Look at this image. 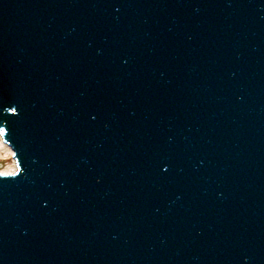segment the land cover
I'll use <instances>...</instances> for the list:
<instances>
[{
  "label": "water",
  "instance_id": "95a60500",
  "mask_svg": "<svg viewBox=\"0 0 264 264\" xmlns=\"http://www.w3.org/2000/svg\"><path fill=\"white\" fill-rule=\"evenodd\" d=\"M0 129V264H264V0H0Z\"/></svg>",
  "mask_w": 264,
  "mask_h": 264
},
{
  "label": "bare ground",
  "instance_id": "6f19581e",
  "mask_svg": "<svg viewBox=\"0 0 264 264\" xmlns=\"http://www.w3.org/2000/svg\"><path fill=\"white\" fill-rule=\"evenodd\" d=\"M0 152H4V154H6V156L8 158H12V150L10 149V147L4 143L1 138H0ZM12 162L7 165L3 170H1L0 172H5V173H11V172H14L16 167H15V164H14V161L13 159H11Z\"/></svg>",
  "mask_w": 264,
  "mask_h": 264
},
{
  "label": "rangeland",
  "instance_id": "374dc122",
  "mask_svg": "<svg viewBox=\"0 0 264 264\" xmlns=\"http://www.w3.org/2000/svg\"><path fill=\"white\" fill-rule=\"evenodd\" d=\"M11 159L12 158H8L4 152H0V171L12 162Z\"/></svg>",
  "mask_w": 264,
  "mask_h": 264
},
{
  "label": "snow or ice",
  "instance_id": "6c2138e0",
  "mask_svg": "<svg viewBox=\"0 0 264 264\" xmlns=\"http://www.w3.org/2000/svg\"><path fill=\"white\" fill-rule=\"evenodd\" d=\"M5 130L4 129H0V135L4 134Z\"/></svg>",
  "mask_w": 264,
  "mask_h": 264
}]
</instances>
